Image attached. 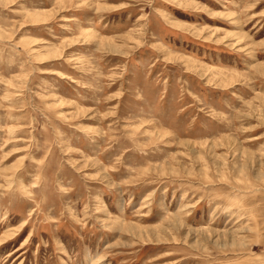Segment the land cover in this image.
<instances>
[{
  "label": "rangeland",
  "instance_id": "1",
  "mask_svg": "<svg viewBox=\"0 0 264 264\" xmlns=\"http://www.w3.org/2000/svg\"><path fill=\"white\" fill-rule=\"evenodd\" d=\"M0 264H264V0H0Z\"/></svg>",
  "mask_w": 264,
  "mask_h": 264
}]
</instances>
